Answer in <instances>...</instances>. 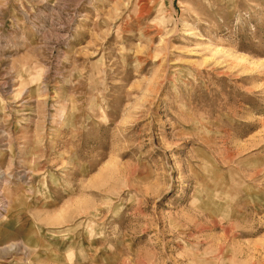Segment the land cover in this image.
Masks as SVG:
<instances>
[{
    "label": "rangeland",
    "instance_id": "obj_1",
    "mask_svg": "<svg viewBox=\"0 0 264 264\" xmlns=\"http://www.w3.org/2000/svg\"><path fill=\"white\" fill-rule=\"evenodd\" d=\"M0 170V264H264V0H0Z\"/></svg>",
    "mask_w": 264,
    "mask_h": 264
},
{
    "label": "bare ground",
    "instance_id": "obj_2",
    "mask_svg": "<svg viewBox=\"0 0 264 264\" xmlns=\"http://www.w3.org/2000/svg\"><path fill=\"white\" fill-rule=\"evenodd\" d=\"M9 177H14V174L9 173L8 174V178ZM6 178H4V173L0 170V180L4 181V179H5V181H9V179L7 180ZM1 193H2V190H0V194ZM0 202H1V200H0ZM12 249L20 250V249H26V247L22 243L16 242V243H13V244L8 245L7 247H5L4 252L12 250Z\"/></svg>",
    "mask_w": 264,
    "mask_h": 264
}]
</instances>
